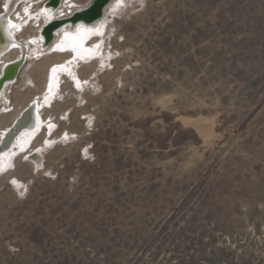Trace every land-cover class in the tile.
Returning <instances> with one entry per match:
<instances>
[{"label": "rangeland", "instance_id": "obj_1", "mask_svg": "<svg viewBox=\"0 0 264 264\" xmlns=\"http://www.w3.org/2000/svg\"><path fill=\"white\" fill-rule=\"evenodd\" d=\"M105 9L46 41L25 18L1 61L0 143L31 102L44 121L0 152V264H264V0Z\"/></svg>", "mask_w": 264, "mask_h": 264}, {"label": "bare ground", "instance_id": "obj_2", "mask_svg": "<svg viewBox=\"0 0 264 264\" xmlns=\"http://www.w3.org/2000/svg\"><path fill=\"white\" fill-rule=\"evenodd\" d=\"M35 1L37 0H5L4 1V7H2L3 9L0 11V63H2L1 62L2 59L12 50H15V49L23 50V45L20 41L16 39V34H18V32L21 29V26H22L21 22H23L25 18L32 16V14L30 13V9L35 4ZM61 1L63 0H51V4L48 7L40 9L39 12L35 16V17L39 16L45 19V24L41 27L42 28V41L43 40L46 41L50 37H52L53 34L57 32L58 26H62L64 30L69 29V30L75 31L81 26H91L93 25V23H96L97 21L96 20L97 18H93L94 17L93 9H96V8H91L88 11L83 12L84 10L92 6L95 7L94 5L96 4V2H92V0L89 4L80 8L74 14H70V16L67 18L55 17L54 12L57 9V7L61 4ZM20 5L22 6V14L21 12L15 13ZM60 10L61 9H59L58 11ZM105 10L106 9L104 6L100 10V12H105ZM32 17H34V15ZM86 17L87 18L92 17L93 19H87ZM66 25L70 27L67 28L65 27ZM13 60L3 62L2 65L0 66V104L2 105H6L5 102L8 98L7 89L11 87L13 80H15L18 74V71H19V65H20L19 61L20 60L18 61L16 60L13 61ZM35 113H36V110H35L34 105L32 104L31 106L27 108V110L26 109L24 110L22 116H20L19 118L17 117L18 119H15L16 121H14L15 123L11 125L12 127L8 129L6 133L4 132L5 135L2 138L3 140L0 143V148H1L0 152L6 150V148L4 149L2 146L8 147V145L14 140V138L17 136L18 133H20L21 131H25L26 133H28L32 130V128L35 126V122H34ZM1 159L2 158L0 157V165L1 164L7 165L9 158L8 157L4 158L7 161H4V159L2 161Z\"/></svg>", "mask_w": 264, "mask_h": 264}, {"label": "crops", "instance_id": "obj_3", "mask_svg": "<svg viewBox=\"0 0 264 264\" xmlns=\"http://www.w3.org/2000/svg\"><path fill=\"white\" fill-rule=\"evenodd\" d=\"M37 103H38V101H37ZM34 105V107H35V110H36V113L34 114L35 115V126L32 128V130L30 131V132H32L33 133V131L35 132L36 130H37V128H39L41 125H42V123H43V119L40 117V115H39V111L37 110V108H39V105H37L36 104V101L35 102H31V103H29L25 108H23L22 109V111L24 112V110L26 109L27 110V108L29 107V106H31V105ZM39 104V103H38ZM23 112H20L19 114H18V118L23 114ZM18 118H15V119H18ZM14 121H16V120H13V123L12 124H10L9 126H7V127H5L4 129H3V132L2 133H4L5 131H7L8 129H10L12 126L11 125H13L15 122ZM1 140V139H0ZM15 146V147H14ZM14 146H13V144L12 143H10L9 145H8V147L7 146H2L4 149L6 148V150L5 151H8V150H13L14 148H16V150H22V148L24 147V145L22 144V143H19V144H14ZM14 147V148H13ZM1 149V148H0Z\"/></svg>", "mask_w": 264, "mask_h": 264}, {"label": "water", "instance_id": "obj_4", "mask_svg": "<svg viewBox=\"0 0 264 264\" xmlns=\"http://www.w3.org/2000/svg\"><path fill=\"white\" fill-rule=\"evenodd\" d=\"M97 9V8H96ZM96 11V10H95Z\"/></svg>", "mask_w": 264, "mask_h": 264}]
</instances>
